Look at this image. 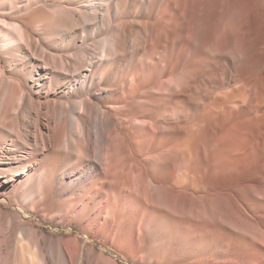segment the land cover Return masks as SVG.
<instances>
[{
    "label": "bare ground",
    "instance_id": "1",
    "mask_svg": "<svg viewBox=\"0 0 264 264\" xmlns=\"http://www.w3.org/2000/svg\"><path fill=\"white\" fill-rule=\"evenodd\" d=\"M130 1L0 0V264H79L93 246L70 231L55 236L33 215L91 231L100 222L103 231L138 206L124 188L144 182L159 196L142 220L146 255L165 253L182 264H264V181L227 177L252 165L264 173V145L263 156L256 152L264 132V40L256 34L264 14L257 0H231L230 8L245 6L236 40L221 28L229 11L215 33L194 39V0H153L156 22L140 28L139 59L112 79ZM223 66L234 70L236 83L201 114L178 119V102L201 105L198 84ZM197 160L204 186L198 200L179 206L172 192L191 196L185 190L199 170L187 163ZM78 165L88 170L64 197L58 176ZM176 170L190 174L181 192L162 186L176 185ZM214 177L227 186H209ZM174 209L179 216L169 213ZM183 252L202 255L186 260Z\"/></svg>",
    "mask_w": 264,
    "mask_h": 264
},
{
    "label": "rangeland",
    "instance_id": "2",
    "mask_svg": "<svg viewBox=\"0 0 264 264\" xmlns=\"http://www.w3.org/2000/svg\"><path fill=\"white\" fill-rule=\"evenodd\" d=\"M46 1V0H45ZM48 4L55 3L53 1L56 0H47ZM210 1L212 2V6L210 5ZM40 3V4H39ZM39 4V5H38ZM36 5V6H35ZM33 6L43 7V1L38 2ZM231 0H194V8H193V34L194 39H200V33H206L210 36L217 31L216 25L219 21V16L226 11H229L228 18L225 22L222 23L221 28L226 31V37L229 39H237L239 29L236 17L237 15L245 9V6L241 9L230 8ZM157 5L153 3V0H131L126 10L123 13V16L120 21H124L125 35H124V44L123 47L118 54V58L115 61V65L111 69L112 79H118L121 75L126 74L132 68L131 64L135 63V60L139 59L140 55L137 53V46L140 38V28L142 26H146L148 29L155 24L156 19L154 17V12L157 10ZM257 9L259 12L264 14V8L261 0H257ZM32 11V10H31ZM203 19H205L204 25ZM200 24L202 25H198ZM260 27L257 30V38L264 40V15L259 20ZM202 29V31H201ZM33 37L37 38V34L33 33ZM79 44V43H77ZM129 46V48H128ZM135 47V48H134ZM127 48V49H126ZM131 48V49H130ZM128 51V52H127ZM198 51L197 44H193V54H196ZM122 53V54H121ZM126 53V54H124ZM89 54V55H88ZM88 57L90 54H94L93 51L88 53ZM264 57V56H263ZM227 66H223L224 69L218 75L213 76L209 80L202 79L201 83L198 84V88L195 93V101L201 103V105H197L194 102L192 103H181L178 102L177 108V118L184 119L187 115H192L194 112L201 114L204 106H209L214 104L215 100L218 99V93L222 90L229 89L231 85L236 83L237 76L234 75V70L227 69ZM218 69H213L211 72L216 73ZM256 72H251V74H255ZM251 105H254L251 102ZM194 111V112H193ZM195 115V114H194ZM198 132L200 131V126L195 128ZM249 137H253L250 135ZM194 140H191L193 143ZM258 147H257V155L263 156L262 148L264 145V132H262L257 137ZM183 146H176V149L182 152ZM207 154L211 155L212 151L210 147H206ZM135 151L132 150L131 158H135ZM187 167L189 169L196 168L199 170V173L195 176L193 180H190L189 186H191L190 190H185L184 185V177L189 178L190 174L187 172H180L176 170L178 174L175 179L176 185L172 186L170 183L165 182L162 183L163 187H174L178 191L185 190L191 191V196L187 197L185 194H178L176 192H172V195L178 198L179 206L185 205L187 203H194L198 198L196 195L199 193V189L201 186H204V183L200 181V178L204 177V173L202 172V165L199 160L192 161L187 163ZM256 166L252 165L249 170H238L240 173L238 175L229 173L227 174L228 178H238L239 182L245 183H254L256 185H262L264 181V173L255 172ZM88 168L84 167L79 169L78 166H73L71 169H64L63 173L58 176L57 186H60L59 191H64L66 195L64 197H68L72 195V191L77 186H74L76 180L83 178L80 172H86ZM255 174L256 178L254 180H249L250 174ZM130 178L135 175V173L131 172ZM143 175H146V170L143 171ZM89 180V179H88ZM131 182H129L130 185ZM64 188L62 189V187ZM209 186H227L226 184H222L216 177L209 183ZM70 189V190H68ZM131 193L133 199L138 201V206H133L131 212L128 213L123 219L122 222L117 223L113 222L108 226L106 230L102 231V223H98L96 227L91 231L88 228L81 226L79 223L73 221L71 223L66 224L65 226L55 225L51 221H44L40 214H34L33 220L39 221L43 224L45 230H55V236H61L63 232H71L74 235H77L80 240H82V244L86 246H93L92 251L83 252L82 258L79 264H175V263H183L181 260L169 259L165 253L157 256L146 255L147 247L150 243H147L144 238L143 232V218L145 216V212L152 211L154 208L159 206L158 195L152 192V190L147 186L146 182H144V186H141L140 189L136 186H126L123 191V196L125 197L128 193ZM181 192V191H180ZM185 193V192H184ZM142 195V199L139 200L138 196ZM192 198V199H187ZM2 201V199H0ZM164 209V208H163ZM172 216L177 217L180 215L178 211L169 212ZM163 213H161L162 215ZM27 215V216H26ZM24 214L25 218H28L29 214ZM170 216V215H169ZM168 217V214H167ZM214 222L213 220H211ZM193 226V225H191ZM210 229V230H209ZM207 230L211 232L212 230L219 231L221 234L224 233V230L219 228L218 226H208ZM230 237H234V234L228 232ZM20 239V240H19ZM220 239V238H219ZM217 239V241L219 240ZM24 243L21 238H18L17 242L19 246ZM216 241V242H217ZM220 246L221 243H218ZM170 247V246H169ZM221 247V246H220ZM222 249H227L222 246ZM183 258L188 259H198L202 253L196 252L193 257L189 256V253L183 252ZM72 264H75L72 263ZM203 264V263H200Z\"/></svg>",
    "mask_w": 264,
    "mask_h": 264
}]
</instances>
